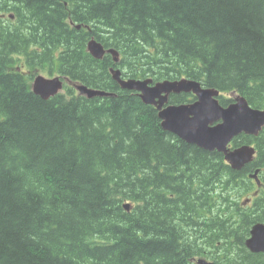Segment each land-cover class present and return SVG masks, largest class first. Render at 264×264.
Masks as SVG:
<instances>
[{
    "label": "trees",
    "instance_id": "obj_1",
    "mask_svg": "<svg viewBox=\"0 0 264 264\" xmlns=\"http://www.w3.org/2000/svg\"><path fill=\"white\" fill-rule=\"evenodd\" d=\"M91 37L119 62L92 58ZM112 67L185 77L264 110V0H0V264H264L244 246L264 200L248 216L223 197L249 186L246 168L164 131ZM37 72L115 96L64 86L43 100Z\"/></svg>",
    "mask_w": 264,
    "mask_h": 264
},
{
    "label": "water",
    "instance_id": "obj_2",
    "mask_svg": "<svg viewBox=\"0 0 264 264\" xmlns=\"http://www.w3.org/2000/svg\"><path fill=\"white\" fill-rule=\"evenodd\" d=\"M89 53L95 59H101L105 54L103 46L91 39L87 44ZM113 56V61L118 62V53L108 50ZM112 79L121 89L136 91L145 105H152L158 110V118L164 131L171 132L188 144L196 145L208 151L217 150L225 155V160L234 169H240L251 161L253 150L243 146L234 151L226 149L230 140L240 134L256 136L264 126V111L252 109L242 97H237L236 102L228 108L219 107L214 99L218 91L203 89L195 81L179 80L164 81L150 86L151 80L137 81L124 80L119 70L110 69ZM62 88L58 78L45 79L36 77L32 84L33 93L46 100L56 95ZM78 90L87 98L106 97L109 94L99 90L78 86ZM194 93L197 101L189 105H169L162 109L168 102L171 93ZM221 123L212 126L215 122ZM128 210V205L124 206ZM252 237L246 241V246L252 252H264V226L257 225L251 232ZM204 264L203 261H198Z\"/></svg>",
    "mask_w": 264,
    "mask_h": 264
},
{
    "label": "rangeland",
    "instance_id": "obj_3",
    "mask_svg": "<svg viewBox=\"0 0 264 264\" xmlns=\"http://www.w3.org/2000/svg\"><path fill=\"white\" fill-rule=\"evenodd\" d=\"M8 14H6V17L8 18V16H7ZM37 74H41L42 75V73H37ZM237 187V186H236ZM236 187H234V188H231V189H229V191H230V193H228V194H226V195H224L223 197L224 198H226L227 199V202L226 203H228V205H234V207L233 208H235V203L237 202V199H236V197L238 196V194L234 191V189L236 188ZM228 191V192H229ZM233 208H230V211H231V214L232 213H234L233 212ZM214 210L216 211V208H214Z\"/></svg>",
    "mask_w": 264,
    "mask_h": 264
},
{
    "label": "flooded vegetation",
    "instance_id": "obj_4",
    "mask_svg": "<svg viewBox=\"0 0 264 264\" xmlns=\"http://www.w3.org/2000/svg\"><path fill=\"white\" fill-rule=\"evenodd\" d=\"M224 105H227V102H226V101L224 102ZM239 139H241V137H240ZM251 175H252V174H251ZM261 176H262V175H261ZM258 177H259V174H258ZM261 189L264 191V184L262 185ZM252 195L254 196V195H256V194L252 193Z\"/></svg>",
    "mask_w": 264,
    "mask_h": 264
},
{
    "label": "bare ground",
    "instance_id": "obj_5",
    "mask_svg": "<svg viewBox=\"0 0 264 264\" xmlns=\"http://www.w3.org/2000/svg\"><path fill=\"white\" fill-rule=\"evenodd\" d=\"M197 83H199V82H197ZM200 84V83H199ZM108 96H106V97H112V96H115V94H113V93H111V92H108ZM106 97H104V98H106ZM257 110H260V109H257Z\"/></svg>",
    "mask_w": 264,
    "mask_h": 264
}]
</instances>
